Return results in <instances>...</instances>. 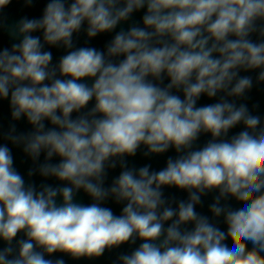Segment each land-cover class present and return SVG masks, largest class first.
Segmentation results:
<instances>
[{"label":"clouds","instance_id":"clouds-1","mask_svg":"<svg viewBox=\"0 0 264 264\" xmlns=\"http://www.w3.org/2000/svg\"><path fill=\"white\" fill-rule=\"evenodd\" d=\"M10 3L0 0V13ZM141 9L143 26L121 28L106 52L80 47L53 65L44 50L73 49L85 23L91 39ZM9 34L21 39L0 50V100L33 131L16 134L12 125L6 138L34 162L45 154L29 176L38 171L62 183L39 191L26 184L11 149L0 144V264H64L45 258L57 252L98 258L137 237L143 243L120 256L122 264H264V125L246 104L228 99L253 87L241 71L259 69L257 83H264V0H49L41 18L24 17ZM165 75L166 86L153 82ZM218 95L197 106L202 96ZM237 125L243 130L228 139ZM201 133L212 139L192 150ZM141 145L145 156L169 148L184 154L160 171L129 168L124 157ZM118 163L122 171L105 187L106 170ZM173 186L189 193L175 208L162 191ZM80 190L93 203H76ZM213 190L219 195L210 211L223 215L226 232L196 211ZM228 197L243 206L221 205ZM109 198L124 204L120 215L102 206ZM188 224L194 227L182 228ZM21 232L26 239H16Z\"/></svg>","mask_w":264,"mask_h":264},{"label":"water","instance_id":"water-1","mask_svg":"<svg viewBox=\"0 0 264 264\" xmlns=\"http://www.w3.org/2000/svg\"><path fill=\"white\" fill-rule=\"evenodd\" d=\"M49 0H32V4L30 6H26L25 0H11V3L7 5L2 13H0V20H2V25H0V50L4 48L11 49V46L14 43H18L20 37H12L9 34V29L18 23V21L24 17L29 19H39L43 15V10ZM70 3L71 0H68ZM146 9H141L137 12H134L131 18L122 22L113 32L98 34L94 38H88L86 34V23L78 33L73 34V49H66L63 46H50L45 45L44 50L50 51L52 53V64L58 65L61 57L66 55L68 51L74 50L80 47H94L99 51H105L107 45L114 38L116 32L120 31L121 28L128 29L133 24L138 26H143L142 24V16ZM33 35H37L41 37L42 40V32L33 33ZM254 41L257 40V36L253 35L251 37ZM43 42V40H42ZM117 60L123 59V57L114 58ZM259 69L250 70V71H241V76H251L253 80V87L249 90L243 98H228L230 100H235L237 105L243 103L246 104L249 111L253 115H257L261 119V124L264 125V83H257V75L259 73ZM59 76V74H58ZM64 78V77H60ZM149 79H152L149 77ZM84 82H87L89 85L93 83V80L86 79ZM154 83L159 84L161 87L166 86L170 81L164 76L163 83L159 81H153ZM173 94L181 96L183 98L182 91L172 90ZM222 95V94H220ZM219 95L216 98L209 99L207 96H202L198 102L197 106H205L210 103L218 102ZM94 99L89 102L86 109L82 111H87L88 109L94 106ZM73 118L79 115V113H73ZM47 123V122H46ZM12 125H15L16 134H28L33 131L32 126L27 122L25 117H21L20 120H13L11 117V108L9 104V100H0V144H7L11 149L14 168L24 177L26 184H33L36 189L39 191L42 185H51L53 187L61 185L62 182L58 181L52 177H42L38 171H36L32 176H29L28 173L32 169H38L39 165L45 162V154L41 153L38 161H33L27 154L23 151L22 145H14L10 141L7 140V134ZM243 130V125H237L235 128L231 129L228 133V139H230L233 135L239 133ZM212 139L210 133H201L198 139L194 142L192 150H198L203 148L210 140ZM147 151V148L143 145L137 150L135 156H125L124 159L127 162L129 168L139 169L143 166H150V171H160L166 167V163L169 157L176 159L178 156L183 155L184 153H177L175 148H169L163 154H150L145 156L144 153ZM52 163H58V158H53ZM107 171V177L105 179V187H109L112 184V181L120 174L122 171L119 163L117 167L112 169L109 168ZM164 198L169 201L172 207H176L179 201H187L189 193L186 190H181L176 187H164L162 188ZM219 195L218 190L209 191L206 194L201 196V203L196 206V211L200 215L206 216L209 218V221L213 223L215 226L220 228L222 231H227V225L224 221L223 215L220 217H214L210 211V205L215 202V198ZM74 201L76 203L82 205H90L93 203L92 199L80 190L77 192ZM57 203H62L61 198H57ZM221 205H226L231 207L232 209H238L242 207V203L235 200L233 197H228L227 199L221 200ZM102 206L109 207L112 209L115 215H120L122 208L124 206L123 203L117 204L113 198H109L105 201ZM171 221L166 222L165 228L170 224ZM194 227L192 224L184 225L182 228H187L191 230ZM25 238L24 233L21 232L18 234L16 239ZM143 243L141 239L138 237L135 240V243L131 241L121 244L118 247H113L111 249H106L103 255L98 258H79L73 259L70 255L65 253L57 252L51 255L45 254L46 259H51L53 261L57 259H62L64 264H122L120 261V256L122 255H130L133 251H135L139 246ZM225 243L231 247L232 241L230 239L226 240ZM5 243L0 240V248L5 247ZM252 245L249 244V248Z\"/></svg>","mask_w":264,"mask_h":264}]
</instances>
